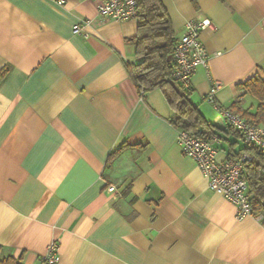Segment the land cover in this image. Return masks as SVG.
Instances as JSON below:
<instances>
[{"label": "crops", "instance_id": "obj_1", "mask_svg": "<svg viewBox=\"0 0 264 264\" xmlns=\"http://www.w3.org/2000/svg\"><path fill=\"white\" fill-rule=\"evenodd\" d=\"M162 1L177 37L211 21L210 78L197 67L190 99L220 128L224 159L243 142L205 95L214 82L220 104L256 112L237 84L264 78V0ZM135 33L136 19H103L95 0H0V258L41 264L56 241V264H264L262 214L237 218L182 152L162 91L138 92L125 67Z\"/></svg>", "mask_w": 264, "mask_h": 264}, {"label": "trees", "instance_id": "obj_2", "mask_svg": "<svg viewBox=\"0 0 264 264\" xmlns=\"http://www.w3.org/2000/svg\"><path fill=\"white\" fill-rule=\"evenodd\" d=\"M135 19L136 33L126 38V41L133 45L135 59L125 62V67L138 92L144 95L154 88H159L173 111L167 120L174 127L207 139L215 134L219 138L220 128L209 121L190 99L192 84L190 87H184L179 78L173 76L176 69L173 53L178 37L175 35L170 15L163 1L136 0ZM5 73V68L0 70V80ZM237 87L245 88L260 100L256 112L249 113L247 109H242L238 101H233L230 106L222 104L221 106L245 117L249 123L264 124V78L256 73L237 84ZM222 130L242 138L239 131L229 123ZM228 145L231 146L230 141ZM124 147L126 144L121 143L111 151L107 156V162L113 160ZM231 152L235 155L244 153L250 156V159H245L242 163V176L247 182L252 215L262 214L264 221V153L253 144H242L240 148ZM21 259V255L7 256L0 258V264H23Z\"/></svg>", "mask_w": 264, "mask_h": 264}, {"label": "built area", "instance_id": "obj_3", "mask_svg": "<svg viewBox=\"0 0 264 264\" xmlns=\"http://www.w3.org/2000/svg\"><path fill=\"white\" fill-rule=\"evenodd\" d=\"M55 1L61 4L64 0ZM95 2L97 13L103 19H135L136 0H95ZM89 24H91V19H82L73 24L72 31L86 35L84 27ZM210 25L211 21L207 18L186 21L184 30L175 43L173 55L176 69L173 76L179 78L184 87L191 86V76L199 66L205 69L208 78H210L209 53L200 38L202 30ZM217 90L218 85L211 82L205 95L206 100L213 105L227 123L239 131L243 144H253L264 153V124L249 123L240 114L221 106L216 98ZM178 142L182 152L192 157L200 171L208 178L209 187L221 192L234 203L237 218L252 215V207L247 194V182L242 176V163L245 159H250L249 155L244 153L235 155L229 151L224 159L217 160L216 148L213 143H219L220 139L216 135L207 139L179 130ZM57 247L56 241H51L47 245V251L41 264H56Z\"/></svg>", "mask_w": 264, "mask_h": 264}]
</instances>
